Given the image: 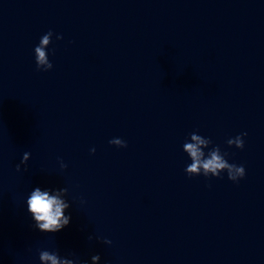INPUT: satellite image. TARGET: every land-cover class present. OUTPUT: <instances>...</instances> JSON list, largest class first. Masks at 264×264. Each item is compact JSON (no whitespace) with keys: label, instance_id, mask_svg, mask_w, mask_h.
Returning <instances> with one entry per match:
<instances>
[{"label":"water","instance_id":"1","mask_svg":"<svg viewBox=\"0 0 264 264\" xmlns=\"http://www.w3.org/2000/svg\"><path fill=\"white\" fill-rule=\"evenodd\" d=\"M50 29L63 39L38 71ZM197 130L243 179L185 174ZM241 133L243 149L226 144ZM35 186L68 188L61 231L33 227ZM44 248L100 264H264V0H0V264H40Z\"/></svg>","mask_w":264,"mask_h":264},{"label":"clouds","instance_id":"2","mask_svg":"<svg viewBox=\"0 0 264 264\" xmlns=\"http://www.w3.org/2000/svg\"><path fill=\"white\" fill-rule=\"evenodd\" d=\"M56 40H62V34L54 33L51 29L42 34L38 44L33 49L34 61L38 71L47 72L53 68V64L49 59V55L53 50L50 49L53 37ZM247 133H241L234 138H228L226 144L229 147L237 149L244 148V137ZM109 144L118 148H126L127 142L119 137L109 140ZM182 151L186 154L190 163L186 162L184 172L189 177L204 176L206 178H219L224 174L233 182H238L245 176V167L243 164L229 162L228 152L222 151L219 145L213 144L210 137L199 134L198 130L189 133L182 144ZM91 153L95 152V148L90 149ZM31 153L23 152L20 162L16 165V171H21V165L27 170V162ZM59 167L64 170L67 165L63 160L59 161ZM84 204V200H80ZM26 211L29 214L33 227L42 233H56L65 228L71 220V214L67 212L70 208V200L68 198V188H41L33 187L25 198ZM92 236H89V240ZM99 240L100 238L97 237ZM103 243L111 245L112 241L104 238ZM40 264H100V255H91L90 261H81L75 253L61 255L57 249H37Z\"/></svg>","mask_w":264,"mask_h":264}]
</instances>
